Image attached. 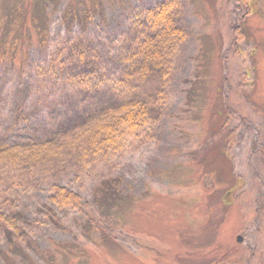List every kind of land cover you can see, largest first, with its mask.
Masks as SVG:
<instances>
[{
	"label": "rangeland",
	"instance_id": "rangeland-1",
	"mask_svg": "<svg viewBox=\"0 0 264 264\" xmlns=\"http://www.w3.org/2000/svg\"><path fill=\"white\" fill-rule=\"evenodd\" d=\"M36 1L0 0V29L25 12L21 46L24 32L36 40ZM43 1L55 34L65 6L90 0ZM162 1L99 0L88 26L117 33L131 8ZM179 1L189 38L154 117L114 154L78 136L57 149L62 167L41 157L29 176L4 173L0 196L17 198L20 216L0 228V264H264V0ZM53 185L89 207L56 209Z\"/></svg>",
	"mask_w": 264,
	"mask_h": 264
},
{
	"label": "trees",
	"instance_id": "trees-1",
	"mask_svg": "<svg viewBox=\"0 0 264 264\" xmlns=\"http://www.w3.org/2000/svg\"><path fill=\"white\" fill-rule=\"evenodd\" d=\"M180 5L164 0L131 8L127 25L111 34L88 26L99 19V0L74 1L53 34L51 23L38 16L41 10L48 15L46 2L37 0L30 18L36 40L24 32L25 46L19 32L25 12L11 11L0 29V181L4 173L33 174V162L41 157L62 167L69 156L57 149L78 136L91 151L114 154L125 136L146 124L147 114L154 117L152 101L163 100L189 38ZM32 47L40 50L39 58H31ZM51 190L47 201L58 210L89 207L67 188ZM0 200L1 231H14L17 198L2 194Z\"/></svg>",
	"mask_w": 264,
	"mask_h": 264
},
{
	"label": "water",
	"instance_id": "water-1",
	"mask_svg": "<svg viewBox=\"0 0 264 264\" xmlns=\"http://www.w3.org/2000/svg\"><path fill=\"white\" fill-rule=\"evenodd\" d=\"M237 242L238 243L242 242V238L241 237H237Z\"/></svg>",
	"mask_w": 264,
	"mask_h": 264
}]
</instances>
